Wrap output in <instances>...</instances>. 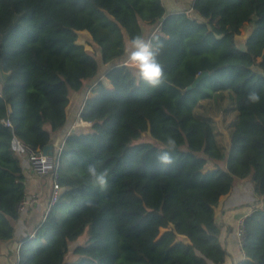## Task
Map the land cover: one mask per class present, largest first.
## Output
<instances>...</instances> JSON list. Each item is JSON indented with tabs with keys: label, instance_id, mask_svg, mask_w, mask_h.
<instances>
[{
	"label": "trees",
	"instance_id": "obj_1",
	"mask_svg": "<svg viewBox=\"0 0 264 264\" xmlns=\"http://www.w3.org/2000/svg\"><path fill=\"white\" fill-rule=\"evenodd\" d=\"M246 22L251 33L238 41ZM81 30L94 50L77 42ZM143 33L164 45L167 79L155 89L118 66L126 40ZM0 72V241L11 239L26 192L12 136L42 150L66 123L70 94L90 81L79 111L91 124L56 150L59 196L19 239L15 264L225 261L214 206L247 176L264 197V0H192L174 10L162 0H0ZM250 90L259 104L245 102ZM208 98H227L236 112L226 151L212 119L195 112ZM166 133L176 148L161 165ZM88 164L108 169L107 189L88 182ZM241 249L235 264H264V207L245 216Z\"/></svg>",
	"mask_w": 264,
	"mask_h": 264
},
{
	"label": "crops",
	"instance_id": "obj_2",
	"mask_svg": "<svg viewBox=\"0 0 264 264\" xmlns=\"http://www.w3.org/2000/svg\"><path fill=\"white\" fill-rule=\"evenodd\" d=\"M191 3L192 0H162V4L167 10L189 8ZM247 24H249V22L244 23L243 26L245 27ZM251 29L252 26L250 28L247 27L242 38H237V40L241 41L245 39L251 33ZM81 31L85 34H89L85 30ZM127 43L128 41L126 40L125 45H127ZM122 59V56H120L117 61L120 62ZM3 76L4 74L0 72V83ZM101 79L107 87L111 86L106 77L102 76ZM89 84L90 81L86 82L81 90L74 91L70 94L69 102L66 107L67 121L64 126L51 137V143L53 144L52 156L56 154L57 145L61 143L67 133L79 127H85L83 123L80 122L78 113L85 96L89 94ZM213 101L215 102L214 98ZM220 102L221 100L219 99L218 103ZM228 112L229 111H223L222 109L221 118L223 119L225 116L228 117L231 112V120H233L236 112L232 109H230L229 113ZM231 120L227 119L224 125H217L218 129L215 130L218 143L223 147L224 151L228 150L230 145L229 121ZM21 160L25 175L26 192L24 200L26 203L23 210L19 211L18 218L13 221V235L11 239L0 241V264L16 263L19 239L30 234L35 225L43 219L46 204L49 199L51 185L48 176L40 173L35 167H32L26 158H21ZM208 167L211 168L213 166L208 164ZM255 206L260 208L264 207V197L256 195L250 176L236 178L230 190L222 195L218 203L214 206L215 222L220 229L219 239L227 251L226 259L221 264H235L244 258L235 232L236 220L240 216L247 215Z\"/></svg>",
	"mask_w": 264,
	"mask_h": 264
},
{
	"label": "clouds",
	"instance_id": "obj_3",
	"mask_svg": "<svg viewBox=\"0 0 264 264\" xmlns=\"http://www.w3.org/2000/svg\"><path fill=\"white\" fill-rule=\"evenodd\" d=\"M164 45L157 35L143 33L133 35L122 50V63L118 66H128L134 70L135 78L143 81L150 88L155 89L166 82L163 65L158 59ZM245 102L259 104L261 96L258 91L250 90L245 97ZM176 148V139L170 134H164L163 147L156 154V160L161 165L173 163L171 153ZM88 182L94 187L105 190L108 187V169H98L96 164L86 166Z\"/></svg>",
	"mask_w": 264,
	"mask_h": 264
},
{
	"label": "built area",
	"instance_id": "obj_4",
	"mask_svg": "<svg viewBox=\"0 0 264 264\" xmlns=\"http://www.w3.org/2000/svg\"><path fill=\"white\" fill-rule=\"evenodd\" d=\"M78 118L80 119V122H82L84 126H89L91 124L90 121H85L80 117V111L78 113ZM4 123L8 126H11V122L8 119L4 120ZM63 141L64 140H62L61 143L57 145V151L61 149ZM10 144H11V148L14 150V152L19 158H26L28 163L32 167H35L40 173L47 175L50 180L51 189H50L49 199L45 208V213H44V217H45V215L47 214L53 203H55V201L57 200L60 193L61 187L58 180L59 178L58 163L55 160L54 156L49 158V156L46 153H43L42 150H32L29 146L24 144L15 135L12 136ZM25 203L26 201L23 198L18 207L19 211L23 210ZM245 216H240L236 220L235 232L240 246L244 236Z\"/></svg>",
	"mask_w": 264,
	"mask_h": 264
},
{
	"label": "rangeland",
	"instance_id": "obj_5",
	"mask_svg": "<svg viewBox=\"0 0 264 264\" xmlns=\"http://www.w3.org/2000/svg\"><path fill=\"white\" fill-rule=\"evenodd\" d=\"M251 26H252L251 22H249V24H247L245 27L242 26L241 31H240V35L237 38H242V35H244V33H245L244 31L247 29V27L250 28ZM89 40H90V34H85V33H83V31L78 32L77 42L84 44L86 49L94 50V47L89 44ZM200 102L201 103H199L195 107V112L197 115L210 117L213 121L214 130L218 129L217 125H221V124L224 125L227 119L228 120L232 119V114L230 112V101L227 98L222 99L220 103H218L216 101L214 102L213 98L203 99ZM222 109H223V111H229L230 112L228 117L225 116L226 119L225 118L222 119L220 116ZM224 115H226V114H224ZM229 123H230V121H229ZM160 231L162 232L163 228H161ZM86 236H87V229L80 236L79 241L83 242L84 239L86 238Z\"/></svg>",
	"mask_w": 264,
	"mask_h": 264
},
{
	"label": "water",
	"instance_id": "obj_6",
	"mask_svg": "<svg viewBox=\"0 0 264 264\" xmlns=\"http://www.w3.org/2000/svg\"><path fill=\"white\" fill-rule=\"evenodd\" d=\"M207 74H208L207 70L202 71L199 75H197L194 78V80L190 84H188L186 86V89H191V88L195 87L197 85V83L199 82V80ZM52 148H53V144L48 143L42 148V152L46 153L49 156V158H51L52 154H53Z\"/></svg>",
	"mask_w": 264,
	"mask_h": 264
}]
</instances>
